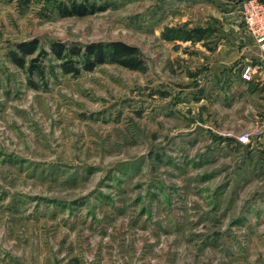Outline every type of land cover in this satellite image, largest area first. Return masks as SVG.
Segmentation results:
<instances>
[{
    "label": "rangeland",
    "instance_id": "374dc122",
    "mask_svg": "<svg viewBox=\"0 0 264 264\" xmlns=\"http://www.w3.org/2000/svg\"><path fill=\"white\" fill-rule=\"evenodd\" d=\"M200 3L0 0V264H264V101L209 82Z\"/></svg>",
    "mask_w": 264,
    "mask_h": 264
},
{
    "label": "crops",
    "instance_id": "0c3cea01",
    "mask_svg": "<svg viewBox=\"0 0 264 264\" xmlns=\"http://www.w3.org/2000/svg\"><path fill=\"white\" fill-rule=\"evenodd\" d=\"M236 0H200L204 4V12L208 15L225 18L223 25L213 26L214 35L210 39L214 51L210 56L213 69L210 70L209 82L219 80L226 81L229 87H237L238 95L249 93L258 96L259 103L264 101V66L256 75L255 81H247L242 78L239 64L231 66L234 60L257 62L264 60V40L256 39L241 24V16ZM200 3V5H203ZM245 29V30H244ZM243 31L245 32L243 34ZM232 68H231V67ZM236 72V73H234ZM213 79V80H212ZM211 89V87H210ZM240 90V92H238ZM208 92V91H207ZM200 96L209 97V93ZM228 94V95H227ZM233 92H225L224 97H232ZM207 96V97H206ZM236 96V95H235ZM261 105V104H258ZM264 111V103L262 104ZM264 127V122H263Z\"/></svg>",
    "mask_w": 264,
    "mask_h": 264
},
{
    "label": "trees",
    "instance_id": "16d2710c",
    "mask_svg": "<svg viewBox=\"0 0 264 264\" xmlns=\"http://www.w3.org/2000/svg\"><path fill=\"white\" fill-rule=\"evenodd\" d=\"M91 8L83 2H79L78 4H76L75 6H73V8H70L69 10L65 9L64 13H68V14H86L88 13ZM94 8H92L93 11ZM89 10V11H88ZM113 47L114 51H113V57H118L121 55L123 56V58H120V60H117L119 63L126 65V66H130V67H135L136 65H138V61L137 60H133V58H130L128 55H131L135 52V47L128 45L124 42L121 41H116L113 42L111 44H109ZM106 44L104 43H91L87 46H85L84 48V52H83V57L85 56V59L83 61H81L80 63L83 64V67L86 69H91L93 68L97 63L103 62L108 58V51L106 50ZM20 49L24 52V53H31L35 50L36 47V42L33 43H25L22 42L19 45ZM53 48L57 50L58 53H61L63 49H66V46L64 43H54L53 44ZM80 48V47H79ZM70 51H73L74 53L78 54L80 52V49L77 48H70ZM16 60H18L19 63H23L22 59H19L17 57H15ZM76 62H64L63 63V67L65 70L70 71V72H78L80 71V68L75 66ZM42 68L40 69V72Z\"/></svg>",
    "mask_w": 264,
    "mask_h": 264
},
{
    "label": "built area",
    "instance_id": "2783aa9c",
    "mask_svg": "<svg viewBox=\"0 0 264 264\" xmlns=\"http://www.w3.org/2000/svg\"><path fill=\"white\" fill-rule=\"evenodd\" d=\"M241 21L247 30L258 40H264V0H242L238 5ZM242 78L247 81H255L256 75L264 66V60L260 62H242ZM250 135L246 134L240 141H249Z\"/></svg>",
    "mask_w": 264,
    "mask_h": 264
}]
</instances>
